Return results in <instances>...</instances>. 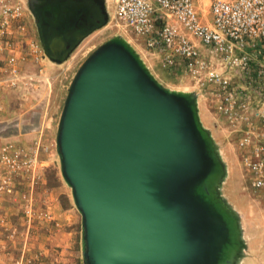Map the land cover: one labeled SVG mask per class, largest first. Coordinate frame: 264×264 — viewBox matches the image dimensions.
<instances>
[{"label":"water","instance_id":"1","mask_svg":"<svg viewBox=\"0 0 264 264\" xmlns=\"http://www.w3.org/2000/svg\"><path fill=\"white\" fill-rule=\"evenodd\" d=\"M27 6L41 33L56 29L42 44L59 64L109 23L107 0ZM85 18L94 26L71 35ZM198 99L196 91L161 83L121 35L81 65L62 110L57 152L82 214L85 264H239L246 243L223 193L228 164Z\"/></svg>","mask_w":264,"mask_h":264},{"label":"built area","instance_id":"2","mask_svg":"<svg viewBox=\"0 0 264 264\" xmlns=\"http://www.w3.org/2000/svg\"><path fill=\"white\" fill-rule=\"evenodd\" d=\"M107 7L121 36L142 40L162 68L190 78L215 120L237 138L247 189L264 200V0H210L206 19L196 0H107ZM27 12L25 0H0V112L34 87L25 65L46 57ZM48 149L0 137V229L14 198L25 216L34 215L40 155Z\"/></svg>","mask_w":264,"mask_h":264},{"label":"rangeland","instance_id":"3","mask_svg":"<svg viewBox=\"0 0 264 264\" xmlns=\"http://www.w3.org/2000/svg\"><path fill=\"white\" fill-rule=\"evenodd\" d=\"M196 1L201 15L208 18L210 0ZM27 14L33 39L41 44L32 13ZM112 21L110 13L109 23L88 36L61 64L47 56L40 64L27 63L25 71L34 76L32 86L36 89L31 87L13 95L8 110L0 112L1 140H14L25 148L36 140L49 147L40 155L43 177L34 188V215L25 216L20 199L14 198L8 214L1 216L5 217L6 228L0 229V264H85L82 214L62 176L57 130L75 74L94 50L120 35ZM128 41L136 45V38ZM139 51L161 83L171 89L184 87L186 75H174L162 68L156 56L144 49ZM198 102L201 119L221 145V154L228 164L223 193L241 218L246 243L239 264H264V200L247 189L246 173L235 147L237 138L223 130L221 121L215 120L210 104L201 98Z\"/></svg>","mask_w":264,"mask_h":264},{"label":"flooded vegetation","instance_id":"4","mask_svg":"<svg viewBox=\"0 0 264 264\" xmlns=\"http://www.w3.org/2000/svg\"><path fill=\"white\" fill-rule=\"evenodd\" d=\"M44 1L46 2V0H44ZM95 7L98 8L97 2L95 3ZM33 19H34V23H35L36 28H37V36L39 37L42 46H43V44H42L43 39H44V41L49 42L52 38H54V37L56 38V29H54L51 25H49L47 28H45L46 30H43L41 33L39 31V27L37 25V22H36V19L34 18V16H33ZM96 21H98V19H96ZM91 22L92 21H89V19L87 21V18H85L84 20H80L77 23L76 30H74L75 32L73 31L71 35H74V34L75 35H81L82 32L89 30L95 24L94 22L93 23H91ZM53 51L56 53V55H59L60 53L62 54L63 49L54 47Z\"/></svg>","mask_w":264,"mask_h":264},{"label":"crops","instance_id":"5","mask_svg":"<svg viewBox=\"0 0 264 264\" xmlns=\"http://www.w3.org/2000/svg\"><path fill=\"white\" fill-rule=\"evenodd\" d=\"M99 30V29H98ZM91 35V34H90ZM89 35V36H90ZM87 38V37H86ZM85 38V39H86ZM84 39V40H85ZM83 40V41H84ZM82 41V42H83ZM81 42V43H82ZM135 48H136V50L138 51V52H141V51H139V48L140 49H144V50H146V52H148L149 53V51L147 50V48H146V46H145V44L143 43V41L142 40H140V39H136V45L134 46ZM139 47V48H138ZM150 54V53H149ZM183 85H184V87L182 88V89H178V90H180V91H187V92H191V91H196V87L193 85V83H192V81L190 80V78L189 77H187V76H184V81H183ZM177 90V89H176ZM53 190V189H52ZM52 193H53V191H52Z\"/></svg>","mask_w":264,"mask_h":264},{"label":"bare ground","instance_id":"6","mask_svg":"<svg viewBox=\"0 0 264 264\" xmlns=\"http://www.w3.org/2000/svg\"><path fill=\"white\" fill-rule=\"evenodd\" d=\"M108 26H111V25L109 24ZM183 86H184V85H183ZM183 86H182V87H183ZM201 100H202V99H201ZM201 102H202V101H201ZM229 174H230V173H229ZM249 205H250V204H249ZM261 216H262V215H261Z\"/></svg>","mask_w":264,"mask_h":264}]
</instances>
